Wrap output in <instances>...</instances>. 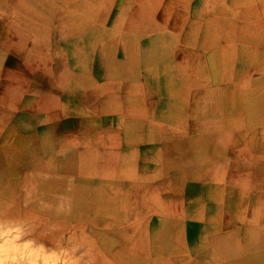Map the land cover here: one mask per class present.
I'll return each mask as SVG.
<instances>
[{
    "label": "crops",
    "instance_id": "crops-1",
    "mask_svg": "<svg viewBox=\"0 0 264 264\" xmlns=\"http://www.w3.org/2000/svg\"><path fill=\"white\" fill-rule=\"evenodd\" d=\"M46 1L38 27L0 11V191L91 237L113 264H264V80L246 71L227 84L238 61L228 34L214 48L218 27L204 33L188 0ZM226 1L241 13L236 40L264 64V0ZM26 36L42 56L21 53ZM138 49L155 65L132 70ZM244 53L250 70L256 58ZM31 59L46 66L25 76L14 61ZM105 60L117 65L107 77ZM12 87L16 102L1 90ZM29 95L43 100L34 118L19 116ZM58 99V113L40 115Z\"/></svg>",
    "mask_w": 264,
    "mask_h": 264
},
{
    "label": "rangeland",
    "instance_id": "rangeland-1",
    "mask_svg": "<svg viewBox=\"0 0 264 264\" xmlns=\"http://www.w3.org/2000/svg\"><path fill=\"white\" fill-rule=\"evenodd\" d=\"M193 1V2H192ZM188 0L187 3V11H199L200 12V19L197 21L198 25L204 26V33H207L208 28L212 26H217L218 36L212 37L211 40L214 42V48L220 47L222 42V38L220 34L226 32L228 36L225 40L226 43L233 45L234 48V56L237 58V62L232 66L231 72L232 76L229 80H227V84L232 86L233 84H238L244 75V72L248 71V79L254 83L259 82L260 80H264V76H258L255 71H257L262 65L263 62H257L256 53L258 52L257 46H249L244 45L242 42H238L236 40V34L240 28V19L238 16L241 14L240 12L234 11V8H230L227 5L226 0ZM191 22L196 23L195 20H191ZM233 36V37H232ZM204 37L200 34V38ZM230 38V39H229ZM248 46V47H247ZM45 45H42L38 39H35L31 36H26L23 43L21 42V53L22 54H34L42 56L44 53ZM197 52L200 54L207 53L208 49L205 46H199L196 49ZM251 51V52H250ZM249 52V54L253 53V58H256V63L253 62L250 70H246L245 65V53ZM33 55V56H34ZM47 60H40V59H31V60H22V61H14V63L20 65V68L26 70L27 73H24L25 76H28V71L31 70L33 67H39L40 64L46 63ZM264 65V64H263ZM16 70V69H15ZM21 74V73H20ZM217 88H223L220 84L216 85ZM19 88H24V86H20ZM247 88V87H242ZM13 88H1L2 92H9L13 91L10 90ZM44 88H40L39 91L42 92ZM65 88H61L64 91ZM260 91V92H259ZM34 90L31 88L29 93L34 97ZM259 94H263L264 90H258ZM61 93V92H60ZM59 93V94H60ZM58 94V95H59ZM29 95V99L26 100L20 107L24 106L23 109H20V115H30L26 116L28 118H34L39 115V111L37 110V106L43 100L35 99L37 105H33L34 99L32 96ZM28 96V95H27ZM56 102V103H55ZM50 106L48 102L46 111H43L40 115H51L56 111L57 107L62 105V101L60 99L56 100ZM15 103V102H14ZM11 103V104H14ZM244 105H248V100L246 97L244 98ZM18 107L14 105V113L17 112ZM6 110L9 115L12 116L13 109L6 106ZM204 110L203 106H200L199 112ZM250 114H253L255 111L254 109H250ZM58 111V110H57ZM57 113V112H56ZM33 114V115H32ZM72 114V113H71ZM16 113L11 117L13 118ZM74 115V113H73ZM60 116V115H57ZM11 134V133H10ZM13 136V135H12ZM7 135L6 140L10 141L11 147H16V143L14 140V135ZM13 148V149H14ZM220 149V148H219ZM16 151V150H15ZM224 153V152H223ZM231 155L229 154V157ZM16 156H14L13 160L16 161ZM13 163V162H12ZM13 170V168H12ZM15 171V170H13ZM2 197V195L0 196ZM16 206V205H15ZM14 206V207H15ZM22 221V222H21ZM40 223L32 222L30 220H9L3 221L0 220V264H89L91 257L90 254L87 253L88 247L75 246L71 243L70 236L64 235L60 238V242H57L55 246L49 245L47 240H44V237L40 235L39 231L42 230ZM62 242V243H61ZM77 247V248H76ZM86 248V249H85ZM84 250V252L82 251ZM89 255V256H88ZM87 257V259H86ZM90 259V260H89ZM87 260V261H85Z\"/></svg>",
    "mask_w": 264,
    "mask_h": 264
},
{
    "label": "bare ground",
    "instance_id": "bare-ground-1",
    "mask_svg": "<svg viewBox=\"0 0 264 264\" xmlns=\"http://www.w3.org/2000/svg\"><path fill=\"white\" fill-rule=\"evenodd\" d=\"M82 4H83V1H82ZM48 5H49V2L46 0L45 1H43V0H0V11L2 10L3 12H5V14L9 15L8 18L11 16L9 18L10 23L20 24V25H24V26H31V27L36 26V27H38V26L44 25V24L47 25V23L49 21L47 20L48 18L43 19L38 14V12H35V11H37L40 7L42 9H46L48 7ZM45 16L47 17L48 14L46 13ZM46 34H47L46 30H44L43 35L45 36ZM16 35H14V36H16ZM14 39H16V38H14ZM84 43H85V45H87L86 47L88 48V50L93 48L91 46L92 45L91 42L87 43L85 41ZM10 48H12V47H9V49ZM145 51L146 50L141 51L138 49L136 52H134V53H137L138 57H135L136 65L130 66L132 70H135V68L138 69L140 67L145 69V68L149 67L150 65L152 66V64L155 63V61L154 62L152 61L155 54L153 53L152 55H149V53H146ZM13 52H15V51H13ZM131 52L133 53V50H131ZM134 56H136V55H134ZM135 61L131 60V65L134 64ZM53 64H54V62H53ZM104 64H105L104 74H106V77L108 75H112L113 69L117 65H114L113 61H108V60H105ZM42 65L46 66V63L45 64L43 63ZM55 65L57 66L58 62H56ZM59 66H62V62H59ZM64 66H65V64H64ZM120 66H118V67L120 68ZM92 68L94 69V67H92ZM119 68H116V69H119ZM37 69L42 70L43 68H41L39 66V67H37ZM37 69H36V67H34L30 71H33V70L37 71ZM127 69H128V67H126V68L121 67V69H120L121 72H124V74H122V76L123 77L126 76V78L128 77V73L125 72V71H128ZM163 70H164V66L162 65V63L155 66V69L153 68V70H151V77L152 78L149 76L143 78L144 83L149 84V82H151V79L156 80L157 78H160V76H162ZM79 78H78V80H79ZM101 79H102V77H101ZM11 84L13 86L14 84H17V83H14L11 81ZM59 84L62 85L63 82L60 81ZM102 84L106 85L105 83H102ZM12 88H14V87H12ZM18 99L19 98L16 97V93L9 92V101L10 102H12V101L16 102ZM89 162H91V161H89ZM78 168H79V166H78ZM1 191H3V190H1ZM1 191H0V196L2 195V197H0V220L9 221V220H17L18 219V220H30L32 222H38V223H40V226H41L40 230H42L41 232L39 231V233H40V235H42V237H44V240H47L49 245L55 246L57 244V242H60V238H62L64 235L68 234V236H70L71 243H73V245H75V246L77 245L78 247L79 246L88 247L87 253H89L90 257H91V260L89 259L90 260L89 264H113L112 263L113 258L109 254L105 255V254H102L101 252H99L98 250H96L95 246L92 243L93 241H92L91 237L86 236L85 234H83L79 230H74V229L68 228V227H66L60 223H56L55 221L50 220L49 218H44L42 216H39V214H33V213L29 212L24 206L25 205L31 206L32 205L31 201L30 202H27V200L21 201L22 196L17 197L18 194L10 193V192H8L7 189H5L3 192H1ZM217 223H219V222H217ZM81 249H83V247ZM86 259H87V257H86ZM85 261H87V260H85Z\"/></svg>",
    "mask_w": 264,
    "mask_h": 264
}]
</instances>
